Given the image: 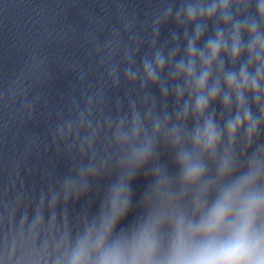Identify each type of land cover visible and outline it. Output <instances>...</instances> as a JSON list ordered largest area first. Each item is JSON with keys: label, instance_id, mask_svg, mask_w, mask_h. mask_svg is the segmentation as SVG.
Wrapping results in <instances>:
<instances>
[{"label": "clouds", "instance_id": "9594fccd", "mask_svg": "<svg viewBox=\"0 0 264 264\" xmlns=\"http://www.w3.org/2000/svg\"><path fill=\"white\" fill-rule=\"evenodd\" d=\"M233 6L246 12L254 6L258 20L250 16L242 21L234 18ZM217 15L224 28L216 27L214 38L207 40L204 49H198L196 41L205 31L203 21H214ZM186 20L197 26L194 36L188 39L185 57L176 61L173 53L167 63L170 78L183 80V85L175 88L177 100L185 93L188 95L176 118L184 121L191 114L196 123L190 133L173 125L170 137L175 145H181L184 138L191 141V150L181 147L178 164L183 184L198 185L193 196L196 214L189 216L180 212L175 216L174 233L165 255L157 254L152 226L143 229L131 245L109 243L116 220L128 207L129 197L121 185L111 194V213L102 221L100 230H86L70 252L56 257L53 264H264V187L257 186V181L264 176V150L252 158L248 172L229 184L220 185L211 202L207 193L212 185L205 180L207 166L202 160L204 155L216 156L226 134L229 145L216 171L219 179L230 176L234 169L231 147L237 133L243 129L250 142L259 122L264 121V33L259 27L264 23V0H211V3L196 0L186 6ZM245 32L246 42L242 39ZM244 53L246 59L238 69L225 71L222 54L235 66ZM164 69L165 59L160 53L155 55L154 65L143 64L144 75L152 84L158 83ZM249 98L259 111L258 117L252 113ZM218 99L229 113L223 129L214 114L206 116L210 104ZM167 124L166 116L163 127ZM152 127L154 135L161 133L160 120H153ZM142 130L140 116L133 113L132 137L139 138ZM151 153L152 144L147 142L133 154V162L141 164Z\"/></svg>", "mask_w": 264, "mask_h": 264}]
</instances>
